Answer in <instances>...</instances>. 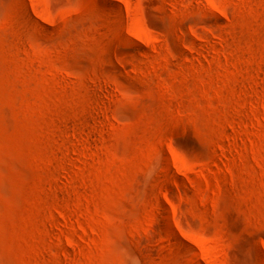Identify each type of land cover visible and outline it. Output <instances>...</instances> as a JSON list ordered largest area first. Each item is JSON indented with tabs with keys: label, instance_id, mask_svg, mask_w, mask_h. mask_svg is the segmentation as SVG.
<instances>
[{
	"label": "rangeland",
	"instance_id": "rangeland-1",
	"mask_svg": "<svg viewBox=\"0 0 264 264\" xmlns=\"http://www.w3.org/2000/svg\"><path fill=\"white\" fill-rule=\"evenodd\" d=\"M263 246L264 0H0V264Z\"/></svg>",
	"mask_w": 264,
	"mask_h": 264
},
{
	"label": "bare ground",
	"instance_id": "bare-ground-1",
	"mask_svg": "<svg viewBox=\"0 0 264 264\" xmlns=\"http://www.w3.org/2000/svg\"><path fill=\"white\" fill-rule=\"evenodd\" d=\"M32 9H36V6L34 4H32ZM263 248H264V246H263Z\"/></svg>",
	"mask_w": 264,
	"mask_h": 264
}]
</instances>
